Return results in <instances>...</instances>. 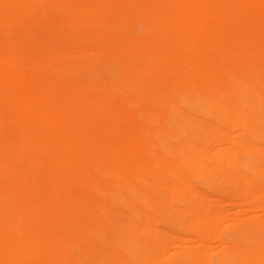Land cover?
Returning a JSON list of instances; mask_svg holds the SVG:
<instances>
[{"label": "bare ground", "instance_id": "bare-ground-1", "mask_svg": "<svg viewBox=\"0 0 264 264\" xmlns=\"http://www.w3.org/2000/svg\"><path fill=\"white\" fill-rule=\"evenodd\" d=\"M257 210L264 0H0V264H264Z\"/></svg>", "mask_w": 264, "mask_h": 264}, {"label": "rangeland", "instance_id": "rangeland-1", "mask_svg": "<svg viewBox=\"0 0 264 264\" xmlns=\"http://www.w3.org/2000/svg\"><path fill=\"white\" fill-rule=\"evenodd\" d=\"M237 133H238L237 130H235V131L232 132V134H237ZM227 143H228V144H231L230 141H228ZM236 150H237V146H233V148H232L231 151L234 152V151H236ZM232 201L239 202V201H241V200H239V199H234V200H232ZM247 208H248V207H247L245 204H240V205H238L237 207H235L234 209H232V211H233V212H236V211L239 210V209H242V210H243V209H247ZM232 211L228 214V215H231L230 217H232V215H234V213H233ZM252 215L262 216V217H264V210H257V211H253V212H251V211H246V212L244 213L243 216H244V217H251ZM232 219H233V218L226 220V221L223 223V225H221V227H223V228L227 227L226 225H227L228 223H231V222L233 221ZM224 246H227V244H225L224 242H221V241L218 240V239H215V240L210 241V242L208 243V249L210 250V255H213V256H219V255H221Z\"/></svg>", "mask_w": 264, "mask_h": 264}]
</instances>
